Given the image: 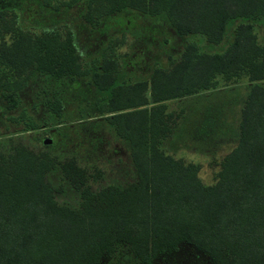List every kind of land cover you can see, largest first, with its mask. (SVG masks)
Returning a JSON list of instances; mask_svg holds the SVG:
<instances>
[{"label":"trees","instance_id":"obj_1","mask_svg":"<svg viewBox=\"0 0 264 264\" xmlns=\"http://www.w3.org/2000/svg\"><path fill=\"white\" fill-rule=\"evenodd\" d=\"M88 3L97 18L118 20L124 34V21H132L134 12L164 15L176 35L202 34L211 45L221 43L230 20L246 21L235 27L224 52L200 53L188 44L170 68H155L148 80L114 86L113 68L104 59L94 82L97 90L111 87L112 95L93 114L87 108L91 86L79 69L72 35L31 33L15 23L14 14L8 28L10 13L1 11L0 29H13L10 40L0 33L1 110L22 107L29 115L19 92L31 91L40 72L47 73L40 88L50 97L31 106L43 125L52 127V144L44 142L48 137L36 145L31 140L32 130L43 126L0 136V264H153L152 257L179 252L182 243L205 253L212 264H264V44L254 32V22L264 20V0ZM241 77L250 88L238 143L222 158L216 182L205 185L199 164L160 146L178 125L167 103L236 84ZM73 105L77 124L66 126ZM216 121L203 114L194 136L209 137ZM90 123L111 125L127 143L132 179L108 182L98 165L82 163L65 146L55 150L52 129L66 133Z\"/></svg>","mask_w":264,"mask_h":264},{"label":"rangeland","instance_id":"obj_2","mask_svg":"<svg viewBox=\"0 0 264 264\" xmlns=\"http://www.w3.org/2000/svg\"><path fill=\"white\" fill-rule=\"evenodd\" d=\"M3 10L10 13L7 16L8 21L4 22L8 28L12 27L9 20L13 19L11 14H14L15 23L31 33L40 35L52 31L58 33L61 38H64L65 34L72 35L79 69L86 72L83 76L84 82L90 83L91 86L89 98L93 100L87 104V108H91L93 114L104 109L112 95L111 87L97 90L98 86L94 82L93 74L102 72L104 59L110 60V66L113 68L111 74L115 78L114 86L148 80L155 68H170L188 44H195L200 53L224 52L233 40L235 27L246 21L244 18L230 20L221 43L211 45L202 34L176 35L164 15L152 17L134 12L131 14L132 21H127V18L124 21L127 23L126 28L128 27L124 34L118 20H110L107 17L105 21V16L97 18L90 13L88 0H0V12ZM12 31L13 29L7 32L0 29V33H3L7 40L12 38ZM254 32L259 43L264 44V20L254 22ZM40 74L43 78L35 81L31 91L25 88L19 92L29 115L26 116L22 107L11 111L12 113L6 110L2 112L0 104V136L33 126H43L32 130L31 140L36 145L41 143V139L51 137L48 130L52 127H45L44 118L36 117L37 114L33 113L31 106L32 101L50 97V93L40 88L44 74L47 73ZM75 76L80 78L79 75ZM232 82L221 89L203 91L199 95L173 99L167 103L168 111L173 112L171 118L177 119L178 125L171 137L163 140L160 146L177 159L199 164L198 176L205 185L216 182L222 158L238 143L241 109L250 85L246 77L238 79L236 84ZM100 101L103 103H99ZM77 113L75 105L68 107L69 119L66 126L77 124ZM206 113L217 121L209 137L203 136L204 138L199 139L194 136V127L200 115L203 117ZM10 116L16 121L12 122ZM84 128L77 125L73 130H66V133L52 129V134H55L54 143L58 147L55 150L67 147L78 155L82 163L98 165L106 174L108 182L115 179H132L134 169L127 143L116 137L113 127L106 123L100 127L98 123H90ZM188 256H192V259H189L192 264H212L205 253L185 243L180 245L179 252L156 255L152 257L151 262L187 264Z\"/></svg>","mask_w":264,"mask_h":264},{"label":"water","instance_id":"obj_3","mask_svg":"<svg viewBox=\"0 0 264 264\" xmlns=\"http://www.w3.org/2000/svg\"><path fill=\"white\" fill-rule=\"evenodd\" d=\"M44 142H45L46 144L51 143V139L48 137L47 139L44 140Z\"/></svg>","mask_w":264,"mask_h":264},{"label":"crops","instance_id":"obj_4","mask_svg":"<svg viewBox=\"0 0 264 264\" xmlns=\"http://www.w3.org/2000/svg\"><path fill=\"white\" fill-rule=\"evenodd\" d=\"M198 95H199V94H198ZM201 118H202V115H200L199 119H198V120H196V122H197V121H200V120H201ZM176 128H177V127H176Z\"/></svg>","mask_w":264,"mask_h":264}]
</instances>
